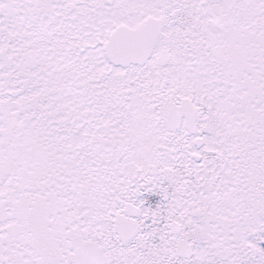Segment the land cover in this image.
<instances>
[{
	"label": "snow or ice",
	"instance_id": "1",
	"mask_svg": "<svg viewBox=\"0 0 264 264\" xmlns=\"http://www.w3.org/2000/svg\"><path fill=\"white\" fill-rule=\"evenodd\" d=\"M0 264H264V0H0Z\"/></svg>",
	"mask_w": 264,
	"mask_h": 264
}]
</instances>
